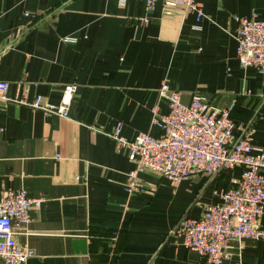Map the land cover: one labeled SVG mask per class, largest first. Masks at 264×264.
I'll use <instances>...</instances> for the list:
<instances>
[{
	"label": "crops",
	"instance_id": "crops-1",
	"mask_svg": "<svg viewBox=\"0 0 264 264\" xmlns=\"http://www.w3.org/2000/svg\"><path fill=\"white\" fill-rule=\"evenodd\" d=\"M197 1L200 21L162 2L148 15L145 0H0V82L13 100L0 101V196L43 199L16 236L33 253L25 264H207L173 231L220 203L241 170L176 187L146 172L149 192L129 197L134 164L110 137L119 124L128 140L159 136L152 110L168 113L158 94L168 83L184 104L229 109L233 142L249 130L264 154V75L239 65L235 41L236 18L264 19V0ZM67 86V118L20 103L60 106ZM230 252L224 264H264V240Z\"/></svg>",
	"mask_w": 264,
	"mask_h": 264
},
{
	"label": "built area",
	"instance_id": "built-area-1",
	"mask_svg": "<svg viewBox=\"0 0 264 264\" xmlns=\"http://www.w3.org/2000/svg\"><path fill=\"white\" fill-rule=\"evenodd\" d=\"M150 15L162 2L204 17L197 0H145ZM148 19L144 20L147 23ZM236 57L243 69H254L264 75V19L236 18ZM76 88L67 86L60 106L45 104L41 98L22 105L47 115L67 118ZM9 84L0 82V101L13 102L8 96ZM159 101L166 103L167 114L159 107L152 110V126L159 136L141 133L126 139L119 124L110 135L120 149L128 150L134 164L125 186L129 197L149 192L142 175L155 173L174 187L198 175L213 177L221 171L241 170L236 186L216 196L220 203L207 205L199 218H184L174 235L183 246L198 253L207 264H224L231 259L230 245L245 240H264L258 224L264 214V154L254 155L249 130L234 143L235 126L229 109H220L194 98L189 104L182 95L163 83ZM43 199L32 198L25 190L8 191L0 196V261L2 264H25L33 253L21 247L16 236L31 223V212L39 209Z\"/></svg>",
	"mask_w": 264,
	"mask_h": 264
},
{
	"label": "water",
	"instance_id": "water-1",
	"mask_svg": "<svg viewBox=\"0 0 264 264\" xmlns=\"http://www.w3.org/2000/svg\"><path fill=\"white\" fill-rule=\"evenodd\" d=\"M212 178H214V176H213ZM182 220H183V219H182ZM180 223H181V222H180ZM180 223L177 225V227H176L175 230L173 231V234H174V233L176 232V230L178 229Z\"/></svg>",
	"mask_w": 264,
	"mask_h": 264
},
{
	"label": "rangeland",
	"instance_id": "rangeland-1",
	"mask_svg": "<svg viewBox=\"0 0 264 264\" xmlns=\"http://www.w3.org/2000/svg\"><path fill=\"white\" fill-rule=\"evenodd\" d=\"M198 176H205V175H198ZM205 177H207V176H205ZM214 177H216V176H214ZM211 178V177H210Z\"/></svg>",
	"mask_w": 264,
	"mask_h": 264
}]
</instances>
